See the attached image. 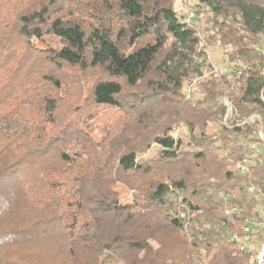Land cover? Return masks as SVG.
Returning a JSON list of instances; mask_svg holds the SVG:
<instances>
[{"label":"trees","instance_id":"obj_1","mask_svg":"<svg viewBox=\"0 0 264 264\" xmlns=\"http://www.w3.org/2000/svg\"><path fill=\"white\" fill-rule=\"evenodd\" d=\"M198 1L235 64L192 102L183 82L203 75L206 54L192 26L184 42L169 41L172 0H0V264H28V249L50 255L44 245L59 234L61 264H78L79 252L90 257L83 264H99L104 252L126 264H155L159 253L148 241L169 231L180 232L186 248L163 264H248L249 252L228 234L241 235L253 218L249 187L264 193V163L255 158L238 172L251 150L235 143H264L259 122L246 120L254 112L264 118V0ZM48 36L57 44L45 43ZM81 77L91 79L89 102L132 116L130 126L102 136L106 152L117 139L124 146L114 154V177L93 169L88 104L72 101ZM233 81L224 120L227 107L203 103ZM178 118L192 134L187 151L170 135ZM137 137L145 148L160 146L156 162L136 160L126 140ZM121 173L132 175V205L118 204L110 189ZM178 207L194 212L186 224L171 215ZM160 209L165 216L152 223ZM105 215L116 233L99 248Z\"/></svg>","mask_w":264,"mask_h":264},{"label":"rangeland","instance_id":"obj_2","mask_svg":"<svg viewBox=\"0 0 264 264\" xmlns=\"http://www.w3.org/2000/svg\"><path fill=\"white\" fill-rule=\"evenodd\" d=\"M171 5L175 15L174 17L166 16L171 26V32L168 35L169 41L177 39L180 42H184L186 37L185 27L192 26L195 29L197 35L200 37V46L203 47L206 54V66L204 68L203 75L201 77L191 76L185 79L183 82L182 93L185 95V98L190 99L193 102L197 99H202L205 89L204 87L210 86L206 85L208 84L207 81L213 79L217 81L219 79V74L229 73L232 71L235 61H231L228 56L229 46L219 41V35L214 29V22L212 20L211 13L205 6L200 5L198 0H172ZM45 43L56 45L57 40L54 37L48 36L45 38ZM258 47L264 52V39L260 36ZM207 63L210 64V67H208ZM90 84L91 79L81 77L79 86L76 85V89H73L74 94L72 101L77 100L75 103L79 102L80 105L88 104V106H85L84 124L87 125V129L89 130V133L92 136L93 142L96 144L97 149L96 158H94L95 164L93 169L100 167L101 169L108 170L110 176L114 177L117 174V170H115L117 167L115 159L116 156L114 154L120 153L124 146L120 144L121 140L119 141L117 139L116 142L110 143L109 151L106 152L104 145H102L104 144L102 136H104V134L106 135L107 132L113 134L114 131L121 130L126 126H130L132 124V116L124 115L122 111L115 107L95 105L89 102L88 99H86V96L89 94ZM236 85V82L233 81L232 85L224 92H217L210 101H204L203 106L217 107L219 105H223L224 107H227L226 117H229L231 113V107H233L231 98H233L236 93ZM159 109L161 110V107ZM181 118H178L176 122L172 124L170 135L181 139V150L187 151L190 148L189 142L191 141L192 134L188 127L182 121H180ZM246 120H255L259 122L258 138L261 139L259 134L263 133L262 130L264 128V118L260 117L254 112L248 116ZM209 125L212 126L211 123H209ZM126 142L129 145L134 143L133 146H135L136 150V160L138 161L154 163L159 158V152L161 148L156 143L152 142L147 148H145V141L143 142L141 137H137L136 139L132 138L131 140H126ZM243 142H245L248 148L251 150V153L246 156L249 163L254 162L255 158H259L261 163H264V143L256 139L247 141L241 137H237L235 139V143ZM231 143L232 141L228 142V145ZM104 153L106 155H103ZM120 175L123 178L121 177L122 179L116 180L110 189L117 196L118 204L132 205L135 202V192L130 186L129 182V180L132 178V175L126 173H121ZM248 191L249 196L255 197V203L252 205V234L254 235V238H259L264 229V193L260 191L255 192L252 189H248ZM137 199L139 200L140 198L137 197ZM153 216L155 219L153 220L152 218V223H156L165 216V212L160 209L157 210ZM139 222L140 221H137L135 225H137ZM112 223L111 216L108 217L105 215L103 222V232L99 234L101 241H96L95 246L102 248V242H105L103 239L108 241L113 235H115V225ZM117 223H115L116 226L118 225ZM142 224L143 223H141V225ZM205 227H210V225L206 224ZM166 233V236H163L161 233H159V237L162 238L159 239V243L152 240L148 241L152 247L151 249H157V253H159V256H157L155 259V264H163L164 259L169 260L172 256H176L177 253H179V256H181V253H183L186 248L185 242H183L180 232L169 231ZM231 235L232 234H228V238H230ZM54 240L56 243H58L60 241V234L59 236L54 237ZM56 243L44 245V247H46L45 250H48V248L50 249V255H35V253H31L33 252L32 249H28V252H26L24 256L22 255V260L28 264H59L58 261H60L61 264L62 259L64 258V253L62 251L64 246L62 247ZM255 244H257V240L254 241V245ZM56 249L61 250L62 253L58 254V250ZM107 253L108 252H104V257L101 259L99 264H126L124 263L126 259L123 260L122 263V261H120L116 256H113L111 253ZM140 255H142V253H140ZM78 256V264H83L86 259L90 260L88 255L81 254V252L78 253Z\"/></svg>","mask_w":264,"mask_h":264},{"label":"built area","instance_id":"obj_3","mask_svg":"<svg viewBox=\"0 0 264 264\" xmlns=\"http://www.w3.org/2000/svg\"><path fill=\"white\" fill-rule=\"evenodd\" d=\"M226 114L224 120L226 119ZM262 134L263 133L259 134V136L264 140V134ZM247 165L248 160L245 158L243 161L236 164V170L243 173L246 171ZM249 189H251V187H249ZM171 215L183 218L186 224L194 216V212L187 208L186 210H182L178 207L176 211H171ZM230 239L236 241L240 249L249 252L248 264H264V229L259 238H254L252 234V220H246L241 235L232 234ZM253 240H257V244L254 245Z\"/></svg>","mask_w":264,"mask_h":264}]
</instances>
